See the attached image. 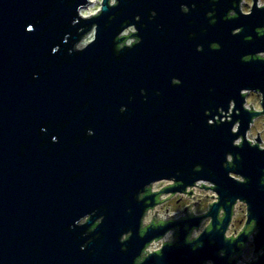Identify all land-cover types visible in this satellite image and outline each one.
Listing matches in <instances>:
<instances>
[{
  "label": "water",
  "instance_id": "obj_1",
  "mask_svg": "<svg viewBox=\"0 0 264 264\" xmlns=\"http://www.w3.org/2000/svg\"><path fill=\"white\" fill-rule=\"evenodd\" d=\"M242 1L0 0V264H264V6ZM198 185L207 212L159 215ZM239 201L255 228L229 237Z\"/></svg>",
  "mask_w": 264,
  "mask_h": 264
},
{
  "label": "rangeland",
  "instance_id": "obj_2",
  "mask_svg": "<svg viewBox=\"0 0 264 264\" xmlns=\"http://www.w3.org/2000/svg\"><path fill=\"white\" fill-rule=\"evenodd\" d=\"M102 1L103 0H93L92 3H90L86 8L82 10L83 15L91 16L92 14L98 13V11L101 9ZM114 1L115 0H113V2ZM252 3H253V0H245V3H244L245 10H250ZM259 3L264 4V0H260ZM130 30L135 31V28L131 27ZM130 30H126V34H128ZM91 38H92V35H91ZM133 40L134 38H130L129 42H132ZM248 103L253 104L257 109L261 108V98L257 94H251L248 98ZM258 132L261 133V136L263 137V142H264V119L263 117L256 119V122L254 123L251 131L248 133V138L250 140L255 141L256 137H258ZM168 183H170V181L157 182L155 184V187L160 189L161 187H163L164 185H167ZM199 194L213 195L214 192L212 190L198 188L196 191V195L200 197ZM212 197L213 196H209L210 198L209 200H212ZM188 203H189V197L178 193L174 195L173 197H171L170 199H168L167 201H165L163 204H161L158 210H159V213H161V215L167 216L168 214L169 215L175 214L177 212L175 215L179 216L182 214V210L184 209V206H186ZM244 207H245L244 211H242V209H239V212L236 215L235 225L229 230L228 232L229 234H232L235 231V229L240 230L241 226L244 224L246 220V206ZM167 208H168V211H167ZM207 208H208V203L206 200L201 205H199V207L195 208L194 212L200 213L201 211H204ZM149 219H151V217ZM252 255H254V245L253 244L249 247V249H247L245 256L247 259H250Z\"/></svg>",
  "mask_w": 264,
  "mask_h": 264
},
{
  "label": "flooded vegetation",
  "instance_id": "obj_3",
  "mask_svg": "<svg viewBox=\"0 0 264 264\" xmlns=\"http://www.w3.org/2000/svg\"><path fill=\"white\" fill-rule=\"evenodd\" d=\"M259 1H260V0H259ZM244 3H245V0L242 1V4H241V10H242L244 13H250L251 10H252V6H253V3H254V0H253V3H252V5H251V7H250V10H245V8H244V5H245V4H244ZM260 5H264V4H261V3H260ZM235 15H236L235 11H231V12H230V16H235ZM237 31H240V29H238ZM258 31H259L260 33H263V32H264V26H263L262 28H259ZM130 34H131V33H129V35H130ZM135 39H136V38H135ZM260 56L264 57V53H261ZM248 58H249V57H248ZM244 93L246 94V98H247V101H246V104H245L247 107H249V108H253L254 110H257V111H263V106H262L263 95H262V93H260L259 91H255V90H248V91H245ZM251 94H257V95L260 96V98H261V108L257 109L253 104H249V103H248V98H249V96H250ZM261 117H263V119H264V115H263V114L260 115V116H258V117H256V118L254 119V121L251 123V127H250V130L248 131V133L251 131V129H252L254 123L256 122V119L261 118ZM258 138L261 139L260 146H261L262 148H264V145H263V143H264V142H263V137L261 136V133H259V132H258V137H257V139H258ZM257 139H256L255 141H253V140H251V141L256 142ZM184 195L187 196V197H189V203H188L186 206H184V209H185V207H187V206H191V208H192L193 211H194L195 208L199 207V205H201L204 201L207 200L208 208H207L206 210H204V211H201L200 213H196V212H194L195 214H202V213L207 212V211L209 210V208H210V204L217 200V196H215V195H212V196H213V197H212V200H209L210 198H209L208 195H202V194H199L200 197H198V196L196 195V192H195V191H194L193 195H188V194H184ZM244 206H246V204H245L244 202H240V201L238 202V204H237V206H236V212H235V214L233 215V219H232V222H231V225H230L229 230L235 225V219H236V215H237V213L239 212V209H242V211H244V209H245ZM182 215H184V210L182 211V214H181L180 216H182ZM210 220H211L210 218H207V219L203 222V224H202L200 230H198V231L201 232V231L205 230V229L209 226V224H210ZM246 221H247V206H246V220H245L244 224L241 226L240 230H239V229H236L232 234H229V233H228L229 230H228L227 235H228L229 237H232V236H233V237H236V236L239 235L240 231H242L244 228H246V229L248 228V230H252V229L255 228V223H254V222L251 223V224L247 227V226H246ZM197 233H198V232L196 231V232H195V236L197 235ZM171 235H172V233L170 234V236H171ZM252 244L254 245V243H253V236H251V238H250L249 242L247 243V245L244 246V248H243V250H242V253H241V254L238 253L236 256H234V258H235V257H238L239 255H242V256L245 258V260H246L247 262H249V261H251V260H253V259H257V258H258V254L255 255V253H254V255H253L250 259H247L246 256H245V255H246V252H247V249H249V247H250ZM139 261H140V259H139ZM237 264H246V262H243V261H241V260H238V263H237Z\"/></svg>",
  "mask_w": 264,
  "mask_h": 264
},
{
  "label": "built area",
  "instance_id": "obj_4",
  "mask_svg": "<svg viewBox=\"0 0 264 264\" xmlns=\"http://www.w3.org/2000/svg\"><path fill=\"white\" fill-rule=\"evenodd\" d=\"M130 40V39H129ZM129 40H128V43H131V42H129ZM156 184V183H155ZM155 184H154V186H153V189L156 191V190H159V188H157V187H155ZM206 184L207 185H211L209 182H206ZM165 186V185H164ZM162 188V187H161ZM160 188V189H161ZM198 188H201L202 189V187H200V185H198V186H195L194 187V190H195V192L197 191V189ZM203 189H205V188H203ZM207 190V189H206ZM209 190H211V189H209ZM213 191V190H212ZM214 192V191H213ZM184 195V194H183ZM214 195L215 196H217V194L214 192ZM167 196L165 195V196H163V198H166ZM163 204V203H162ZM160 206V205H159ZM159 206H157V208H156V210H158V208H159ZM156 210H155V212H156ZM158 213H159V210H158ZM152 215H153V213L151 212V214L149 215V217H148V220H149V218L151 217L152 218ZM159 215H161V213H159ZM170 215H173V214H170ZM162 216V215H161ZM168 216V215H167ZM167 216H165V215H163V217L164 218H167ZM177 216V215H176ZM180 216V215H179ZM179 216H177V217H179ZM147 220V221H148ZM198 233H197V235L200 233L199 231H197ZM170 234L171 233H168L164 238H162V239H160V240H155V241H153L152 242V244L148 247V249H149V252H153V251H155V250H158V249H160V248H162V246H163V241H167V240H169V237H170Z\"/></svg>",
  "mask_w": 264,
  "mask_h": 264
},
{
  "label": "bare ground",
  "instance_id": "obj_5",
  "mask_svg": "<svg viewBox=\"0 0 264 264\" xmlns=\"http://www.w3.org/2000/svg\"><path fill=\"white\" fill-rule=\"evenodd\" d=\"M93 2V0H91V3Z\"/></svg>",
  "mask_w": 264,
  "mask_h": 264
},
{
  "label": "clouds",
  "instance_id": "obj_6",
  "mask_svg": "<svg viewBox=\"0 0 264 264\" xmlns=\"http://www.w3.org/2000/svg\"><path fill=\"white\" fill-rule=\"evenodd\" d=\"M262 6H264V5H262Z\"/></svg>",
  "mask_w": 264,
  "mask_h": 264
}]
</instances>
